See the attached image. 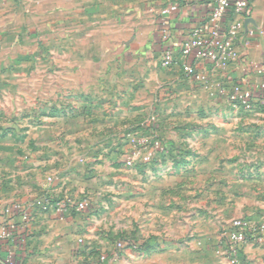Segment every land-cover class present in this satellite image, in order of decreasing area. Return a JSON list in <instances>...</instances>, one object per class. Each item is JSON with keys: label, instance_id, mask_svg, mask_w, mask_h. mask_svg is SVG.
Listing matches in <instances>:
<instances>
[{"label": "crops", "instance_id": "obj_1", "mask_svg": "<svg viewBox=\"0 0 264 264\" xmlns=\"http://www.w3.org/2000/svg\"><path fill=\"white\" fill-rule=\"evenodd\" d=\"M174 1L178 0H0V92L15 93L14 100H0V140L16 138L12 128L27 122L30 139L57 140L64 144L58 148L61 154H83L92 161L107 150L102 141L114 144V151L127 147L128 135L148 123L152 109L162 113L170 106V112H182L184 97L185 107H193L197 96L225 91L234 81L257 88L264 80L253 69L264 67V36L258 34L264 31V0H246L249 12L231 14L243 21L238 58L226 73L213 71L209 63L198 64L207 79L203 86L185 77L177 64L162 67L160 58L165 49L177 50L196 28L206 26L214 0H179V10L162 17L159 9ZM249 30L255 34L249 35ZM213 98L210 104L221 101ZM260 103L264 108V99ZM258 122L264 125V118ZM166 128L160 119L162 137L172 144L176 137L167 135ZM47 150L36 148L38 156H56V149ZM6 151L0 145V157ZM194 153L199 165H215L212 148L196 145ZM3 166L2 161L0 173ZM255 166L259 176L251 183L256 189L249 193L253 203H246L248 194L239 192L235 208L264 218V165ZM67 174L57 186L55 180L43 190L42 180H37L30 195H22L16 185L13 191L0 183V216L11 214L27 230L23 251L14 247L22 264L71 263L76 237L71 227L83 214L30 207L32 219L24 222L17 210L5 213L13 204L25 206L43 193L59 203L66 196ZM173 180L159 177L150 182L155 185L153 194L146 196V237H152L146 264H228L211 245L219 239L215 221H225L224 215L206 208L199 213L198 198L177 193L182 180ZM241 183L247 184L244 179ZM167 192L173 195L167 197ZM10 247L0 243V259ZM242 259L244 264H264V246L246 243Z\"/></svg>", "mask_w": 264, "mask_h": 264}, {"label": "rangeland", "instance_id": "obj_2", "mask_svg": "<svg viewBox=\"0 0 264 264\" xmlns=\"http://www.w3.org/2000/svg\"><path fill=\"white\" fill-rule=\"evenodd\" d=\"M227 91L228 88L225 91L215 89L197 96L193 107H185L187 99L184 97L182 112H170V106L165 109L167 112L162 113L152 109L148 123L135 127L134 132L128 135L127 147L118 146L119 149L114 151V144L102 141L101 145L107 150L101 156L93 157L92 161L83 154H61L58 148L64 144L57 140L44 138L38 143L30 139L26 131L31 125L23 122L12 128L16 138L8 135L0 140V145L7 148V154L0 157L4 164L0 183L4 182L8 190L13 191L16 185V190L22 195H30L38 187L37 180H42L43 190V185L48 183L47 177H54L56 182L53 185L57 186L62 175L68 173L65 198L71 202L81 199L89 202L84 211L75 210L83 216L78 224L71 227L76 237L72 243L70 264H90L101 255L104 256L103 264H146V248L140 249L136 243L152 238L146 237V196L153 194L155 185L150 182L159 177L168 182L180 179L182 188L180 191L177 187L180 191L177 193L197 197L199 213L206 208L211 214L219 212L224 215L225 221H215L219 239L211 244L218 253L220 234L233 218L249 217L264 221L263 217L240 213L235 208L240 199L239 192L248 194V199L244 200L246 203H253L249 193L256 189L251 183L259 176L255 165H264V125L258 122L264 118V108L258 107L264 97L256 92L254 109L246 112L229 105ZM14 98L13 92H0V100L9 102ZM210 98L221 101L210 104ZM162 118L163 126L167 127L166 134L176 137L172 144H168L163 139L165 134L160 132L159 120ZM6 128L10 129V126ZM132 137L146 138L145 145H135ZM155 141L159 142L158 147L154 146ZM196 145L215 151L216 154L210 157L214 166L198 164L200 157L194 153ZM37 147L46 151L56 149L57 154L55 157L38 156ZM134 147L140 149V153L128 165L127 158ZM38 159L41 162L35 167L33 162ZM51 166L52 169L48 170ZM243 179L247 184L241 183ZM172 195L167 192L166 196ZM49 196L56 199L51 194ZM123 239L132 245L126 246ZM118 242L122 247L119 255L114 256ZM241 260L244 264L242 255Z\"/></svg>", "mask_w": 264, "mask_h": 264}, {"label": "built area", "instance_id": "obj_3", "mask_svg": "<svg viewBox=\"0 0 264 264\" xmlns=\"http://www.w3.org/2000/svg\"><path fill=\"white\" fill-rule=\"evenodd\" d=\"M230 7H233V13L243 14L248 7V2L246 0H214L211 12L206 20V26L196 28L191 37L186 39L177 50L173 48L165 49L160 58L161 66L168 68L177 64L185 77L203 85L207 83V79L202 72L198 71V64L209 63L213 71L226 73L230 63L238 58L237 45L243 29L242 20L230 17L227 22L224 21ZM178 10L179 0L162 6L159 9V14L165 17ZM248 34L254 35L255 31L249 30ZM258 34L264 36V31L259 30ZM253 69L258 75H264L262 65H254ZM258 91L264 97V80L257 85V88L253 84L234 81L228 87L226 98L229 105L234 109L251 112L254 109L255 99L258 95L256 92ZM132 139L135 145L143 147L146 143V138L143 137H132ZM153 144L156 147L159 146L158 141ZM139 153L140 149L134 147L127 158V164L131 165ZM47 180L51 184L55 181V178L49 176ZM26 204L23 206L22 203H15L12 207L7 208L5 213L17 210L20 212L23 221L27 222L32 219L31 211L28 209L30 207H37L42 211H47L53 207L62 212L70 209L82 212L89 206L87 199L71 202L69 199L64 198L59 203L53 204L48 193ZM10 215L0 216V240L10 241L13 249L11 247L7 249V255L0 259V264H22V260L14 254V247H17L16 241L21 236L24 225H19ZM21 240L23 241L24 238H21ZM248 242L264 244V221L249 217L233 218L220 234L218 254L228 264H243L241 255L244 245ZM121 247V242H118L114 256L119 255L118 251ZM103 263L104 256L101 255L90 264Z\"/></svg>", "mask_w": 264, "mask_h": 264}, {"label": "trees", "instance_id": "obj_4", "mask_svg": "<svg viewBox=\"0 0 264 264\" xmlns=\"http://www.w3.org/2000/svg\"><path fill=\"white\" fill-rule=\"evenodd\" d=\"M248 8V7H247ZM247 8H246V10H244V13H247V12H249L248 10H247ZM233 13V7H230L229 8V10H228V13H227V16H226V18H225V22H227V20L231 17V14ZM72 212H75V210H71ZM21 238H24V240L22 241L21 240ZM26 238H27V230L25 229V228H23V230H22V232H21V236H19V239L16 241V244H17V248H19V250L20 251H23V248H24V246L26 245ZM124 240V242H125V245L126 246H130V245H132V243H130L127 239H123ZM142 242V241H141ZM140 241H137V247L138 248H148L149 247V244H148V240H146V241H143L142 243H141ZM0 243L1 244H3L4 246L5 245H10L11 244V242L9 241H1L0 240ZM22 257V256H21ZM23 258V257H22Z\"/></svg>", "mask_w": 264, "mask_h": 264}]
</instances>
